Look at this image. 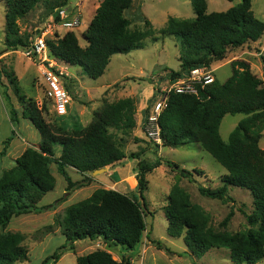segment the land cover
<instances>
[{
    "label": "trees",
    "instance_id": "trees-1",
    "mask_svg": "<svg viewBox=\"0 0 264 264\" xmlns=\"http://www.w3.org/2000/svg\"><path fill=\"white\" fill-rule=\"evenodd\" d=\"M41 1L4 0L5 44L8 49H26L29 46L30 36L21 34L19 19ZM67 3L68 0H65L64 5ZM191 3L195 17L170 16L166 25L158 30L161 35H172L179 41L180 69L166 68V77L172 81L192 69L211 67L226 58L230 51L252 43L263 45L264 21L255 15L253 0H241L227 10L212 12L207 11V0H191ZM133 4L134 0H101L83 32L86 45L80 44L75 30H69L48 40L51 56L80 66L93 79L101 77L114 54L142 48L149 37L153 41L158 40L159 36H156L155 28L148 19H145V23L150 28H131L127 13ZM2 71L0 69L1 84ZM6 75L14 84L15 93L23 105V117L29 118L42 136L39 148L27 147L16 158L15 164L0 175V264H16L29 259V249L24 244L25 235L22 232L7 229L12 218L39 213L54 206L38 204L44 195L55 188L53 163L67 181L68 194L89 186L96 169L124 166L127 157L124 142L110 128L128 130L134 127L135 100L127 97L106 102L86 127L62 131L47 120L57 117L52 102H44L40 107L36 100L22 93L13 73L7 72ZM2 86L10 106V119L17 122L19 111L12 102L8 86ZM155 96L156 93L148 100L151 104ZM151 104L149 102L145 110V124ZM229 113H242L244 117L225 141L220 126L224 116ZM159 125L162 144L156 143L158 147L200 143L226 168L220 186L212 188L199 184L201 194L223 202H234L229 194L230 187L250 191L254 209L251 213L243 212L249 227L235 232L227 229L235 215V210L231 208L220 222L223 229H215L211 225L210 214L201 205L193 203L188 191L180 185L183 177L190 181L195 179L193 171L161 157L149 162L141 158V151L129 156L139 160L136 173L138 195L98 187L90 196L67 206L63 217L56 220L66 237V243L47 255L41 264H55L66 249L75 251L76 242L88 238L101 239L109 248H136L147 229L145 217L148 203L144 195L149 185L147 174L163 163L179 172L164 207L170 236L183 237L189 250L199 258L214 247L228 248L234 264H255L264 258V148L260 143L264 135V79L252 72L249 62L233 61L232 74L224 82L215 80L206 88L199 87V94L171 92L167 106L160 115ZM10 140L5 141L2 154L6 153ZM57 145L60 146L58 152L55 149ZM71 167L83 174L81 180L72 178L68 171ZM153 242L159 249L174 253L161 241ZM130 263V258L124 256L117 260L104 248L77 256V264Z\"/></svg>",
    "mask_w": 264,
    "mask_h": 264
},
{
    "label": "rangeland",
    "instance_id": "rangeland-1",
    "mask_svg": "<svg viewBox=\"0 0 264 264\" xmlns=\"http://www.w3.org/2000/svg\"><path fill=\"white\" fill-rule=\"evenodd\" d=\"M240 1L208 0L207 11H224ZM100 2L101 0H68V3L64 5L65 0H43L25 17L19 19L20 32L32 36L56 14L59 7L66 6L72 13L71 17L80 20V26L75 29V33L79 37L80 44L84 46L87 41L83 32L87 29ZM252 8L255 15L264 21V0H253ZM5 13L4 0H0V69L3 70L1 82L8 86L12 102L19 111V121L13 122L10 119V106L0 83V175L5 169L15 164L16 158L27 147L39 148V143L42 141L38 128L29 118L23 117V105L15 93L14 84L6 73H13L18 79L22 93L36 100L40 107L44 102H52L46 97L47 85L38 61L27 57L24 48L8 49L6 47ZM127 16L131 20V28L143 30L151 27L145 23V19H148L152 27L155 28L156 36H159L158 40L153 41L149 37L145 39V45L142 48L129 53L114 54L105 73L97 79L85 74L80 66L70 65L58 59L59 68L63 70L61 79L71 94L72 101L68 107V114L57 115L54 120L46 117L54 127L61 128L62 131H72L86 127L92 121L95 112L99 111L106 102L127 97L133 98L135 100L134 127L128 130L110 128V131L114 132L118 139L122 138L121 142H124V150L127 154L125 165L108 166V172L102 174L93 175L92 173L93 180L96 178L97 180L93 185L90 184L89 189L85 186L68 194L66 193L67 181L58 172L57 165L53 163L52 170L56 178L55 188L44 195L38 204L54 206L39 213L14 216L8 225V230L19 231L25 235L24 244L29 249V259L16 264H41L47 255L54 253L61 245L65 244L66 237L56 220L63 217L67 206L88 197L96 188H111L131 196H137L136 173L139 160L131 159L129 156L141 151L143 152L141 158L149 162H154L161 157L164 160L177 162L182 168L193 171L195 179L190 181L183 177L180 185L188 191L193 203L201 205L210 214L211 225L215 229H223L220 222L231 208L235 210V215L227 229L235 232L249 227L243 213H251L254 209L253 197L249 190L235 186L230 187L229 194L234 198V202H223L200 193L199 184L212 188L218 187L222 184L221 176L227 172L226 168L200 143L193 142L179 147H158L147 134V123L144 122L147 106L146 103L141 104V98H148L145 95L148 87H154V94L158 92L157 88L165 83L163 76L168 73L166 68L179 70L181 66L178 39L172 35H161L158 30L166 25L170 16L195 17L196 13L191 0H134ZM60 30L61 35L67 32L63 28ZM263 57L264 43L262 46L252 43L236 51H230L226 58L215 62L211 68L214 69L216 80L224 82L232 74V62L244 60L249 62L254 74L264 79ZM152 96L148 99L150 100ZM149 102L151 104V101H148L147 105ZM52 108L54 109V107ZM243 117L242 113H229L224 116L220 133L225 141L229 139L231 131ZM9 138L11 140L6 145V153L2 154L5 141ZM260 143L264 148V135ZM55 149L58 152L60 146H55ZM194 169L201 172H195ZM70 173L74 180L83 178V174L80 172L70 169ZM178 174V171L166 163L147 174L149 185L144 193L148 203L145 217L147 229L136 248L127 250L124 247H118L120 259L126 256L130 258V264H234L228 248H211L199 258L189 250L183 237H172L168 234V219L164 207L168 202L171 186L176 182L175 177ZM64 196H67L66 199ZM153 240L161 241L174 253L171 254L166 249H159ZM103 243L98 239L79 240L76 242L75 251L66 249L55 264H77V256L97 248L103 249ZM255 264H264V258Z\"/></svg>",
    "mask_w": 264,
    "mask_h": 264
},
{
    "label": "built area",
    "instance_id": "built-area-1",
    "mask_svg": "<svg viewBox=\"0 0 264 264\" xmlns=\"http://www.w3.org/2000/svg\"><path fill=\"white\" fill-rule=\"evenodd\" d=\"M71 15L72 13L68 11V7H59L56 14L30 36L29 46L24 49L25 55L32 60L38 61L41 66L47 85L46 97L52 100L57 115L68 114L72 96L61 79L63 70L59 68L58 59L51 56L48 40L61 36L60 29L62 28L68 31L75 30L80 26V20L78 18L73 19ZM166 75L164 74L163 76L165 77V83L158 88L155 100L149 108L146 124L148 136L158 144H162L159 118L167 106L170 93L199 94V87L206 88L216 80L214 69L208 66L192 69L189 73L173 81Z\"/></svg>",
    "mask_w": 264,
    "mask_h": 264
},
{
    "label": "crops",
    "instance_id": "crops-1",
    "mask_svg": "<svg viewBox=\"0 0 264 264\" xmlns=\"http://www.w3.org/2000/svg\"><path fill=\"white\" fill-rule=\"evenodd\" d=\"M208 1V0H207ZM208 6H209V2H208ZM154 92H155V89H154V87L152 86V87H148L147 88V91L145 92L146 94L145 95H147V97L149 98L150 96H152L153 94H154ZM148 98H141V104L143 105V104H145L146 103V106H147V102H148ZM117 167H119V166H117ZM107 168H108V166H107ZM70 169L71 170H73V171H76V172H78L75 168H69L68 170H69V173H70ZM108 170H109V168L107 169V172H108ZM70 175H71V173H70ZM72 176V175H71ZM73 178V177H72ZM96 180H97V178H96ZM96 180H93V182L91 183V185H93L94 183H95V181ZM91 185L90 186H87V188L89 189L90 187H91ZM91 193V192H90ZM92 193H93V191H92ZM91 193V194H92ZM90 194V195H91ZM90 195H88V196H90ZM82 200V199H81ZM97 240V239H96ZM99 241L101 240V239H98ZM104 245V247L103 248H106L107 250H109L112 254H113V256H114V258L115 259H117V260H121L120 259V257H119V249H118V247L119 246H115V247H108L105 243H103Z\"/></svg>",
    "mask_w": 264,
    "mask_h": 264
},
{
    "label": "water",
    "instance_id": "water-1",
    "mask_svg": "<svg viewBox=\"0 0 264 264\" xmlns=\"http://www.w3.org/2000/svg\"><path fill=\"white\" fill-rule=\"evenodd\" d=\"M107 169H108L107 166L99 168V169H96L95 171H93V175L105 173L107 171Z\"/></svg>",
    "mask_w": 264,
    "mask_h": 264
}]
</instances>
